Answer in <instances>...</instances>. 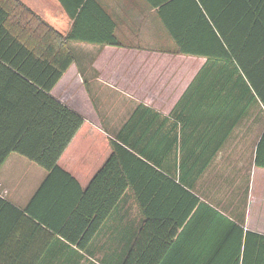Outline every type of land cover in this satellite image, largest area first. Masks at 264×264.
<instances>
[{
  "label": "crops",
  "instance_id": "obj_1",
  "mask_svg": "<svg viewBox=\"0 0 264 264\" xmlns=\"http://www.w3.org/2000/svg\"><path fill=\"white\" fill-rule=\"evenodd\" d=\"M20 1L70 30L60 0ZM63 1L81 36L102 39L111 21L126 47L70 43L75 62L50 94L84 121L57 159L61 172L48 176L17 153L0 167V196L28 208L1 230L0 257L123 264L137 241L129 264H210L227 219L264 234V167L254 161L264 114L232 66L168 52L177 44L160 17L186 28V47L205 48L208 23L216 33L240 30L248 0ZM111 158L104 175L120 178L124 197L99 220L82 192Z\"/></svg>",
  "mask_w": 264,
  "mask_h": 264
},
{
  "label": "trees",
  "instance_id": "obj_2",
  "mask_svg": "<svg viewBox=\"0 0 264 264\" xmlns=\"http://www.w3.org/2000/svg\"><path fill=\"white\" fill-rule=\"evenodd\" d=\"M65 11L73 20L63 34L20 0H0V167L11 153L20 154L48 170V176L61 172L57 159L68 145L84 118L50 92L67 69L75 62L71 42L102 46H124L114 35V23L104 38L84 37L77 32L79 16L63 0ZM238 31L216 33L208 23V44L205 48L186 47V28L161 20L177 44L168 51L174 54L204 57L206 62H222L226 70L238 74L240 87L249 94L264 114V0H248ZM99 8V7H98ZM200 10V8H198ZM198 22H206L201 11ZM243 95H245L243 93ZM245 96L242 100L245 101ZM249 103L248 100L246 104ZM111 159L82 192V202L98 204L95 217L105 218L124 197L120 178L105 177L112 168ZM255 164L264 167V127L255 152ZM103 179V182L101 181ZM211 216H222L209 207ZM28 208L18 209L0 196V235L5 224L27 216ZM90 215V214H89ZM225 236L210 264H264V234L246 231L227 219ZM217 243V242H214ZM162 244V242H161ZM134 243L123 264H129L137 253ZM162 245H156V250ZM10 258L0 257V264ZM25 264V258H15Z\"/></svg>",
  "mask_w": 264,
  "mask_h": 264
},
{
  "label": "rangeland",
  "instance_id": "obj_3",
  "mask_svg": "<svg viewBox=\"0 0 264 264\" xmlns=\"http://www.w3.org/2000/svg\"><path fill=\"white\" fill-rule=\"evenodd\" d=\"M212 202L216 203V202L213 201V200H212ZM226 211H227V213H229V214H231V215H234V214H232L229 210H226Z\"/></svg>",
  "mask_w": 264,
  "mask_h": 264
}]
</instances>
